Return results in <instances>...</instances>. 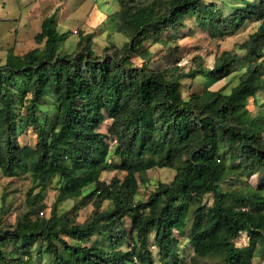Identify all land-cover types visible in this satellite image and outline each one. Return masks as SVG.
Wrapping results in <instances>:
<instances>
[{
	"label": "trees",
	"instance_id": "1",
	"mask_svg": "<svg viewBox=\"0 0 264 264\" xmlns=\"http://www.w3.org/2000/svg\"><path fill=\"white\" fill-rule=\"evenodd\" d=\"M120 3L117 29L130 38L123 46L98 54L93 34L80 33L70 50L69 31L59 29L53 13L36 35L38 46L10 49L0 63V170L33 182L16 223L0 222V264H32L34 248L50 264L264 259V177L257 185L250 180L264 169V0H244L231 14L213 0ZM191 16L223 37L248 19L261 23L241 45L245 54L225 52L213 67L201 57L188 69L152 66L145 41H163L161 33L179 32ZM246 59L248 69L230 92L209 87L183 94L185 78L221 79ZM163 167L176 168L174 178L137 199L149 170ZM111 170L125 175L103 179ZM54 177L59 195L50 214L35 216ZM230 177L244 183L226 189ZM36 187L42 189L35 193ZM97 192L95 209L82 222L60 207L72 196ZM210 193L211 204L205 200ZM105 200L110 206L102 209ZM242 232L246 245L237 243ZM188 242L194 250L189 260L180 255Z\"/></svg>",
	"mask_w": 264,
	"mask_h": 264
},
{
	"label": "rangeland",
	"instance_id": "2",
	"mask_svg": "<svg viewBox=\"0 0 264 264\" xmlns=\"http://www.w3.org/2000/svg\"><path fill=\"white\" fill-rule=\"evenodd\" d=\"M212 1V0H209ZM219 2L226 14L234 12L235 5L243 4L244 0H213ZM120 0H0V63L6 61L7 53L13 49L15 53H24L27 50L39 45L36 41V35L41 30L43 20L55 13L59 29L69 31L66 46L72 50L79 39V34H93L95 51L101 54L108 46H123L129 36L117 29L119 23V11L121 9ZM261 21L248 19L236 31L228 35H215L212 30L200 25L193 16L185 21V28L179 32L166 31L160 34L163 41H156L154 38L147 39L145 42L153 51L152 66H171L174 64L185 65L188 69L199 60L208 67H213L216 60L225 52L245 54L246 50L241 45L250 35L257 30ZM75 29L79 30L75 33ZM177 48V49H176ZM197 57V58H196ZM196 58V59H195ZM136 63L143 60L139 56H134ZM250 59L238 63L234 70L221 79H211L205 76H198V79L187 77L183 80L182 90L185 96H188L195 90L205 88L220 89L223 92H230L232 88L240 81L241 75L246 72ZM260 101H264V89L259 90ZM250 108L254 113L258 106L253 99L250 100ZM34 136V132L25 134L24 137ZM176 173V168L163 167L149 170L150 180L141 187V192L137 199L146 200L148 195L157 187L160 180L169 182ZM117 175L124 177L125 171L111 170L103 172V179L110 181ZM264 177V169L255 174L250 180L257 185ZM57 177L52 178L46 189L36 187L35 193L42 189L44 199L41 204L44 208L40 209L35 216L49 215L58 195ZM244 181L240 178L230 177L224 182L223 187L234 189L242 185ZM33 186L32 178L27 174L9 175L0 170V222L7 227L16 223V220L29 204V190ZM88 193V192H87ZM82 193L72 196L64 201L60 207L62 210L70 211L71 214L77 213L76 220L84 221L94 211L96 200L99 198V192L93 196ZM5 198V201L3 199ZM33 200V197H30ZM205 200L210 204L213 202V195L207 194ZM5 202V204L3 203ZM76 204H79L76 208ZM3 206V207H2ZM110 201L105 200L102 209L108 208ZM2 207V208H1ZM129 221V220H128ZM249 237L246 232H242L238 237L239 245H246ZM258 242V246H260ZM10 249L14 245H7ZM155 248V247H153ZM191 243L182 245L180 249L181 257L191 259L193 253ZM34 261L32 264H50V258L44 255L41 259L36 257V248L32 250ZM254 264H264V259L259 255L253 259ZM31 264V263H30Z\"/></svg>",
	"mask_w": 264,
	"mask_h": 264
},
{
	"label": "built area",
	"instance_id": "3",
	"mask_svg": "<svg viewBox=\"0 0 264 264\" xmlns=\"http://www.w3.org/2000/svg\"><path fill=\"white\" fill-rule=\"evenodd\" d=\"M77 30L75 29V32H76Z\"/></svg>",
	"mask_w": 264,
	"mask_h": 264
}]
</instances>
